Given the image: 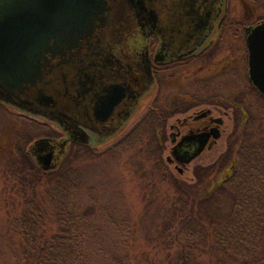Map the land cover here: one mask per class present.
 <instances>
[{
  "label": "trees",
  "instance_id": "1",
  "mask_svg": "<svg viewBox=\"0 0 264 264\" xmlns=\"http://www.w3.org/2000/svg\"><path fill=\"white\" fill-rule=\"evenodd\" d=\"M180 111L177 103L150 105L108 148L121 155L138 153L144 160H134L136 173L157 203L153 216L141 222L149 223L151 231L141 250L132 248L134 224L107 215L123 252L91 247L94 207L81 204L80 179L68 162L71 148L50 171L37 167L27 150L16 148L18 171L24 174L16 185L21 210L12 221L21 242L15 264H264V132H255L262 125L243 116L236 119L225 152L211 165L194 167V182L186 183L168 173L162 159L165 121ZM31 124L34 137L28 144L51 136L47 127ZM167 180L172 189L168 196L157 188Z\"/></svg>",
  "mask_w": 264,
  "mask_h": 264
},
{
  "label": "flooded vegetation",
  "instance_id": "2",
  "mask_svg": "<svg viewBox=\"0 0 264 264\" xmlns=\"http://www.w3.org/2000/svg\"><path fill=\"white\" fill-rule=\"evenodd\" d=\"M130 1L131 10L121 15L109 11L106 22L83 36L71 53L41 59L42 79L38 86L64 83L49 108L35 104L37 90L11 96L10 101L16 105L0 103L14 108L26 120L56 126L61 136L48 137L51 140L75 139L77 135L69 130L74 126L95 144L122 133L135 120L144 97L154 94L151 105H160L162 88L174 86L178 80L176 70L191 67L197 74L184 77L181 86L199 84L210 87L212 90L205 92L214 94L219 92L215 82L230 78L236 86L232 92L240 94L242 78L247 83L243 91L250 89L259 98L264 97L249 80L247 46V37L252 34L257 41H264V33L254 30L264 23V16L253 12L249 0ZM232 6H238L239 13L233 12ZM51 92L43 91L45 95ZM218 100L221 99L169 124L168 135L164 132V139L171 143L167 158L195 150L196 140H189L174 151L187 137L209 134L203 153L224 136L228 112L216 115L224 105ZM228 105L229 110L236 109L234 103ZM213 133H219V138L215 140ZM172 163L177 161L168 162Z\"/></svg>",
  "mask_w": 264,
  "mask_h": 264
},
{
  "label": "rangeland",
  "instance_id": "3",
  "mask_svg": "<svg viewBox=\"0 0 264 264\" xmlns=\"http://www.w3.org/2000/svg\"><path fill=\"white\" fill-rule=\"evenodd\" d=\"M249 1L253 12L264 16V0ZM232 11L239 13V7L232 6ZM190 68L176 70L178 80L175 81L174 86H165L159 95L158 101L160 104L170 107L177 103L178 107L183 110L168 118L165 126V135L169 133V124H176V119L181 120L189 114L208 107L206 103L213 102L215 104L216 98L221 99L218 100V104H224L222 105L223 110L218 109L216 115L222 114L224 110L228 112V115L224 118V128L226 129L224 136L210 149L205 150L192 162L182 167V173L177 171L176 166L180 167V165L176 163L166 164V158L170 154L171 147V143L166 138L162 155L163 162L167 165L166 169L174 178L186 183L194 182V167L211 165L225 152L228 140L234 129L235 120L240 116L254 120L256 123H254V126L261 124L263 129L255 132H264V121L260 122L257 119L255 121L252 118L254 116L259 119L260 116L264 118V100L252 93L250 89L243 91V87L247 85L246 81L241 78L240 94L232 92V89L236 86L230 78L215 82L219 92L214 94L207 93L205 91L212 90L210 87L208 89L202 88L199 84L181 86L184 77L188 78L192 75H197L195 72L192 73L193 69ZM202 75L204 74H200V76ZM215 95L217 97L214 101L208 100ZM153 99L154 94L144 97L138 106L140 111L136 115L135 120L112 140L91 145L92 151L80 145L71 147L68 162L70 168L77 173L80 179L82 186L81 204L84 207L88 205L94 207V211L89 218L92 223L90 231L91 247L103 248L104 252L108 254L112 252L122 254L123 246L120 243L119 234L108 224L105 215L111 216L113 219H128L135 226V241L132 248L135 251L147 248L145 238L148 234H151V231H148L149 223H146V226V224L143 225L141 222L153 216V209L156 207L157 201L152 199L153 197L150 195L152 192L149 188L147 189L146 182L140 180L139 174L136 173L134 160L138 159L141 164L144 160L141 158L142 155L138 153L121 155L108 148L133 127L151 105ZM233 103L236 109L231 111L228 104ZM183 108L187 109L184 111ZM31 123L43 125L40 121L29 122L14 108L0 103V264H15L16 256L18 257L21 253V242L14 226H12V221L19 215L18 213L21 210L19 206L21 200L18 193H16L19 186L17 187L16 185L20 176L24 173L18 171L20 164L15 149L27 150L34 141L28 144V141L34 137V131L31 130L33 124ZM45 127H47V132L52 137L58 138L61 136L56 126ZM146 169L144 166V170ZM38 175L45 177L43 174ZM30 178L34 179L33 176H30ZM43 179L45 180V178ZM44 183L40 185H44ZM169 186L167 180L165 185H159L157 188H160L161 193L168 196L172 193V189ZM148 200L155 201L149 203L150 208L145 213ZM48 219L51 220L49 217Z\"/></svg>",
  "mask_w": 264,
  "mask_h": 264
},
{
  "label": "water",
  "instance_id": "4",
  "mask_svg": "<svg viewBox=\"0 0 264 264\" xmlns=\"http://www.w3.org/2000/svg\"><path fill=\"white\" fill-rule=\"evenodd\" d=\"M129 10L130 0H0V101L16 105L10 101L11 96H23L25 92L37 90L35 104L49 108L53 96L55 98L64 89V83L38 86L37 82L42 79L41 59L45 60L47 55L54 57L71 53L79 47L83 36L97 24L106 22L105 14L109 11L121 15V12ZM254 30L264 33V23ZM247 46L249 80L264 95V41H257L252 34L247 37ZM43 91L52 92L45 95ZM101 108L104 110V106ZM58 117L53 116V120L59 122ZM69 130L77 135L75 139L57 142L39 138L28 147V154L41 170L55 169L67 153L69 144H91L82 130L78 131L74 126ZM219 136V133H213L215 140ZM208 137L209 134H204L185 138L174 147V151L189 140H196L195 150L173 156V159L168 157L167 162L175 159L182 167L186 166L202 153ZM177 171L182 173V168L177 167Z\"/></svg>",
  "mask_w": 264,
  "mask_h": 264
}]
</instances>
